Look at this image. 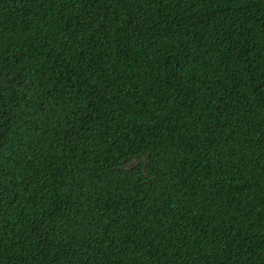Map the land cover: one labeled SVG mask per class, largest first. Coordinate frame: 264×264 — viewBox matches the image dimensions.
I'll use <instances>...</instances> for the list:
<instances>
[{"label":"trees","instance_id":"16d2710c","mask_svg":"<svg viewBox=\"0 0 264 264\" xmlns=\"http://www.w3.org/2000/svg\"><path fill=\"white\" fill-rule=\"evenodd\" d=\"M0 264H264V0H0Z\"/></svg>","mask_w":264,"mask_h":264}]
</instances>
